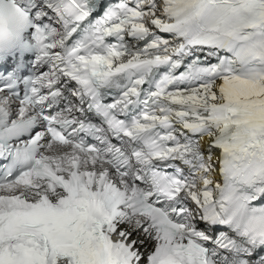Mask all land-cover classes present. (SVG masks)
<instances>
[{"label":"snow or ice","instance_id":"1","mask_svg":"<svg viewBox=\"0 0 264 264\" xmlns=\"http://www.w3.org/2000/svg\"><path fill=\"white\" fill-rule=\"evenodd\" d=\"M21 23L0 264H264V0H0Z\"/></svg>","mask_w":264,"mask_h":264},{"label":"clouds","instance_id":"2","mask_svg":"<svg viewBox=\"0 0 264 264\" xmlns=\"http://www.w3.org/2000/svg\"><path fill=\"white\" fill-rule=\"evenodd\" d=\"M27 28L24 24H15L11 28L5 27L0 33V55H6L16 51L20 44L28 43L25 36Z\"/></svg>","mask_w":264,"mask_h":264},{"label":"bare ground","instance_id":"3","mask_svg":"<svg viewBox=\"0 0 264 264\" xmlns=\"http://www.w3.org/2000/svg\"><path fill=\"white\" fill-rule=\"evenodd\" d=\"M207 144V142L203 145V148L205 147V145ZM215 151V150H214ZM218 154V153H217Z\"/></svg>","mask_w":264,"mask_h":264}]
</instances>
